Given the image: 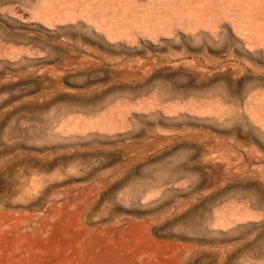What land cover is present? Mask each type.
Returning <instances> with one entry per match:
<instances>
[{"label": "rangeland", "instance_id": "1", "mask_svg": "<svg viewBox=\"0 0 264 264\" xmlns=\"http://www.w3.org/2000/svg\"><path fill=\"white\" fill-rule=\"evenodd\" d=\"M0 264H264V0H0Z\"/></svg>", "mask_w": 264, "mask_h": 264}]
</instances>
